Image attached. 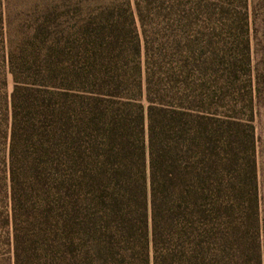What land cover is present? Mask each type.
Here are the masks:
<instances>
[{
	"label": "trees",
	"instance_id": "trees-1",
	"mask_svg": "<svg viewBox=\"0 0 264 264\" xmlns=\"http://www.w3.org/2000/svg\"><path fill=\"white\" fill-rule=\"evenodd\" d=\"M130 33L96 62L7 53L13 264H262L248 41L238 73L232 58H142Z\"/></svg>",
	"mask_w": 264,
	"mask_h": 264
},
{
	"label": "rangeland",
	"instance_id": "rangeland-1",
	"mask_svg": "<svg viewBox=\"0 0 264 264\" xmlns=\"http://www.w3.org/2000/svg\"><path fill=\"white\" fill-rule=\"evenodd\" d=\"M238 6H246L245 31L239 29L235 16ZM133 29L142 48H149V58L162 55L157 54L158 47L175 58H232L238 73L242 71L239 59L244 54L241 41H248L252 77L257 79L254 126L264 264V0H0V264H13L3 138V95L8 96L12 89L7 53L10 50L16 58L32 62L37 58L35 52L43 58L46 49L53 46L72 60L96 62V57L100 59L94 58L92 49L104 59L106 52L102 53L97 45L118 35L122 41L129 39ZM144 54L143 48L142 58Z\"/></svg>",
	"mask_w": 264,
	"mask_h": 264
}]
</instances>
